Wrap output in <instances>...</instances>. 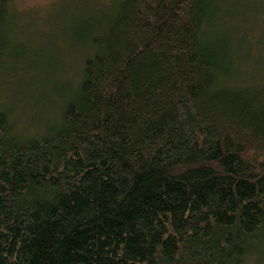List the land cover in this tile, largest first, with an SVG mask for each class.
<instances>
[{"label":"trees","instance_id":"trees-1","mask_svg":"<svg viewBox=\"0 0 264 264\" xmlns=\"http://www.w3.org/2000/svg\"><path fill=\"white\" fill-rule=\"evenodd\" d=\"M12 1L0 75L51 69L53 39L16 46L45 22ZM105 4L78 10L51 96L22 88L46 99L36 130L0 103V264H247L264 249V73L211 34L214 0Z\"/></svg>","mask_w":264,"mask_h":264},{"label":"rangeland","instance_id":"rangeland-1","mask_svg":"<svg viewBox=\"0 0 264 264\" xmlns=\"http://www.w3.org/2000/svg\"><path fill=\"white\" fill-rule=\"evenodd\" d=\"M109 0H13L12 5L16 10V13L31 12L34 11L37 15L43 18L45 25L39 31V37L32 36L33 32H26L17 36L16 46H27V51L31 53L33 47L29 44L34 43L41 50L50 51L53 49V39L56 52H53L55 60L52 57L43 52L42 59L44 62L51 65V69L44 66L43 62L33 63L35 60L29 58V63L23 61L16 62V66L10 65L9 68H15V73L9 71L7 76L5 70L0 75V103L3 106H8L13 109L12 119L17 121L19 128L25 131H29L30 126L33 130H36L37 124L33 125L32 120L40 122L42 119L47 118V110L44 108L41 102L46 100L43 96L42 101H34L36 96L35 87H27V90L23 92L22 88L26 87L27 83L35 81L41 85L39 92L45 90L49 95L50 82L60 83L63 77L60 76L58 70V64L63 68L65 76L68 77V70L71 68L73 61L75 60V49L77 46L73 43L70 37V30L73 23L80 18V11L87 9L86 6H92L97 9L105 7V3ZM214 13H217L218 17L210 26V32L212 35L222 38H229L231 36V42L234 45L246 46L249 48V60L247 64L256 73H264V0H214ZM50 6H53V16L50 18ZM49 8V9H48ZM85 13V12H84ZM16 16V15H15ZM51 26H48V24ZM54 24V25H53ZM47 25V26H46ZM32 31V30H31ZM59 63H57L56 61ZM37 60V59H36ZM259 62V63H258ZM258 63V64H256ZM43 66V67H42ZM260 67V69H256ZM21 68V69H19ZM24 69V70H23ZM31 71L25 72V70ZM54 69V70H53ZM10 70V69H9ZM28 74V75H27ZM53 85V84H52ZM22 91V94L18 95V92ZM29 95L26 101L19 102V98ZM32 97L33 99H31ZM32 100V101H31ZM31 101V102H30ZM263 249V248H262ZM257 257V258H256ZM247 264H264V249L259 256H253L249 258Z\"/></svg>","mask_w":264,"mask_h":264}]
</instances>
